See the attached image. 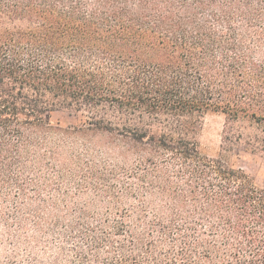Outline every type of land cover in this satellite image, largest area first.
I'll use <instances>...</instances> for the list:
<instances>
[{
    "label": "trees",
    "instance_id": "trees-1",
    "mask_svg": "<svg viewBox=\"0 0 264 264\" xmlns=\"http://www.w3.org/2000/svg\"><path fill=\"white\" fill-rule=\"evenodd\" d=\"M238 152L264 155V0H0V264H264Z\"/></svg>",
    "mask_w": 264,
    "mask_h": 264
},
{
    "label": "rangeland",
    "instance_id": "rangeland-1",
    "mask_svg": "<svg viewBox=\"0 0 264 264\" xmlns=\"http://www.w3.org/2000/svg\"><path fill=\"white\" fill-rule=\"evenodd\" d=\"M55 119L61 120L62 124L70 121L65 115H56ZM224 116L219 113H208L202 122L200 132V150L207 157H216L220 151ZM232 157L235 166L246 173L254 183L264 188V155H253L238 152Z\"/></svg>",
    "mask_w": 264,
    "mask_h": 264
}]
</instances>
